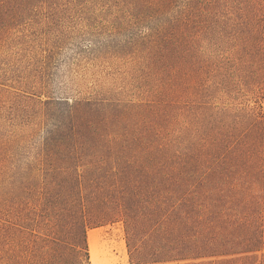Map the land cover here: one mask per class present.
I'll use <instances>...</instances> for the list:
<instances>
[{"label": "rangeland", "instance_id": "rangeland-1", "mask_svg": "<svg viewBox=\"0 0 264 264\" xmlns=\"http://www.w3.org/2000/svg\"><path fill=\"white\" fill-rule=\"evenodd\" d=\"M238 1L0 0V206L6 200L11 220L28 222L64 200L63 176L35 163L53 128L40 100L100 101L134 122H168L176 140L199 127L262 134L254 122L264 112V53L248 25L223 16ZM200 9L209 21L189 26L193 52L155 41L159 30L177 33L182 13ZM199 112L202 125L194 120ZM93 229L101 232L91 264H131L123 222Z\"/></svg>", "mask_w": 264, "mask_h": 264}, {"label": "trees", "instance_id": "trees-1", "mask_svg": "<svg viewBox=\"0 0 264 264\" xmlns=\"http://www.w3.org/2000/svg\"><path fill=\"white\" fill-rule=\"evenodd\" d=\"M223 16L248 25L264 53V1L239 0ZM177 21L176 34L159 30L155 41L193 52L189 26L209 21L204 10ZM58 101L65 102L40 100L53 128L35 163L63 176L64 200L21 223L3 200L0 264H91L89 230L115 222L125 226L131 264H264V112L254 122L262 134L199 127L176 140L168 122L144 125L90 99ZM202 114L194 118L200 125Z\"/></svg>", "mask_w": 264, "mask_h": 264}, {"label": "bare ground", "instance_id": "bare-ground-1", "mask_svg": "<svg viewBox=\"0 0 264 264\" xmlns=\"http://www.w3.org/2000/svg\"><path fill=\"white\" fill-rule=\"evenodd\" d=\"M100 232H101V229H93L89 231L88 233L91 260L93 261L96 260L98 257L97 240H98V234Z\"/></svg>", "mask_w": 264, "mask_h": 264}]
</instances>
